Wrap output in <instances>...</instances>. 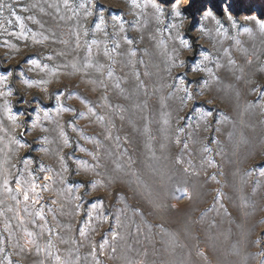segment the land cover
Instances as JSON below:
<instances>
[{
	"label": "rangeland",
	"instance_id": "obj_1",
	"mask_svg": "<svg viewBox=\"0 0 264 264\" xmlns=\"http://www.w3.org/2000/svg\"><path fill=\"white\" fill-rule=\"evenodd\" d=\"M261 25L264 0H0V264H264Z\"/></svg>",
	"mask_w": 264,
	"mask_h": 264
},
{
	"label": "snow or ice",
	"instance_id": "obj_2",
	"mask_svg": "<svg viewBox=\"0 0 264 264\" xmlns=\"http://www.w3.org/2000/svg\"><path fill=\"white\" fill-rule=\"evenodd\" d=\"M177 15H179V13H177ZM261 28L264 29V25H261ZM129 43H131V41H129ZM25 198L27 199V196Z\"/></svg>",
	"mask_w": 264,
	"mask_h": 264
}]
</instances>
